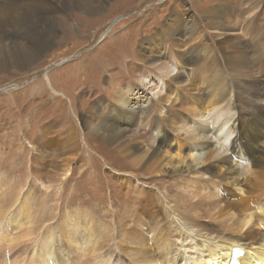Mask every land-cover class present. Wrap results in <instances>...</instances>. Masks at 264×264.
Listing matches in <instances>:
<instances>
[{
	"label": "bare ground",
	"instance_id": "obj_1",
	"mask_svg": "<svg viewBox=\"0 0 264 264\" xmlns=\"http://www.w3.org/2000/svg\"><path fill=\"white\" fill-rule=\"evenodd\" d=\"M32 1L31 6H36L30 11L33 22L48 21L51 10H58L51 1ZM248 1L246 16L241 18L242 29L258 34L263 41V25L255 27L253 22L255 14L262 12L261 0ZM46 3L51 10L42 5ZM16 5V0H0V31L7 23L10 28L16 26L12 23L16 18L9 21ZM210 15V27L233 29L219 24L215 13ZM173 22L177 35L178 21ZM195 27H189L188 39L199 38L201 53L194 46L191 50L189 47L192 53L188 54L182 50L185 44L174 43L173 47L151 41L150 52L155 55L145 57L148 74L141 76L137 85L123 87L113 94L117 112L112 118L116 125L106 120L99 122V126L95 123L93 130L102 129L103 140L129 157L131 173L123 177L121 184L133 191L125 199L133 196L135 200L127 206L125 215L136 217L135 228L141 225L149 230L151 242L144 244L141 233L131 235L130 241L126 233L117 238L109 231V224H101L99 215H90L82 208L68 214L55 228L47 227L36 239L31 236L35 223L30 208H16L8 213L0 211L4 225L7 219L13 221L8 228L0 226V249L4 253L7 245L12 252L21 243L20 258L12 257L10 264H68V258L77 255L72 264L79 260L82 264H212L213 259V264H227L234 246L241 249L236 257L238 264H264V48L260 52L251 50L255 57H250L234 42L225 48V55L218 57L215 46L206 43L199 31L196 35ZM15 32L0 36V46L11 42L8 37L15 42ZM174 48L178 50L173 52ZM200 58L207 62H200L196 71L193 65ZM4 64L5 60L0 58V68ZM255 70H262V77L256 80L250 75ZM236 79L245 84L252 97L242 96L246 90L236 89ZM138 87L148 90L153 97H135L133 91ZM130 134L142 140L132 143ZM69 174V162L65 161L61 179ZM165 174H170L167 180L163 179ZM130 176L137 182H148L149 177H154L153 185L164 187L165 196L154 200L149 188H136L129 182ZM217 188H221L220 193ZM24 204L28 202L25 200ZM19 214L25 216L26 226L14 230L12 237L8 233L16 229ZM108 233L109 240L117 245L116 250L109 245L104 249L101 237ZM126 243V250H122L121 244ZM76 249L80 254H75ZM184 254L189 256L187 260ZM118 258L122 261L116 262Z\"/></svg>",
	"mask_w": 264,
	"mask_h": 264
},
{
	"label": "rangeland",
	"instance_id": "obj_2",
	"mask_svg": "<svg viewBox=\"0 0 264 264\" xmlns=\"http://www.w3.org/2000/svg\"><path fill=\"white\" fill-rule=\"evenodd\" d=\"M16 1L18 5L9 19L16 18L12 21L16 24L15 30L7 23L0 31L1 37L16 31L17 37L15 42L6 38L11 42L0 46V58L6 63L0 68V211L8 213L16 208H30L35 223L31 236L37 239L47 227L55 228L68 214L73 215L75 209L82 208L90 215H99L101 224H109V231L117 238L126 233L130 241L131 235L141 233L147 245L151 242L149 230L141 225L135 228L136 217L125 215L127 206L135 200L133 196L125 199L133 191L121 184L123 177L131 173L127 165L130 159L103 140L102 129L93 131L95 123L99 126V122L112 120L116 125L112 118L117 112L113 94L123 87L137 85L138 79L148 74L144 60L146 56L155 55L150 52L151 41L163 46L185 44L182 50L188 54L192 53L189 47L191 50L194 46L201 53L199 38L188 39L189 27L195 25L196 35L198 31L203 34L202 39L215 46L218 57L225 55V48L234 42L243 47L248 56L255 57L251 50L260 52L264 40L242 29L244 20L241 18L246 16L244 11L249 1L48 0L58 10L54 12L50 4H42L53 13L48 15L51 20L45 15L48 18L45 22L30 19L31 9L36 7L31 6L32 0ZM260 7L262 12L255 14L253 22L255 27L263 25V38L264 0ZM210 12L218 15L216 20L224 28L233 29L210 27ZM175 20L180 28L177 35ZM177 50L174 48L173 52ZM200 59L193 65L196 71L200 62H207ZM83 69L85 71L78 75ZM254 72L250 75L255 80L262 77V70ZM235 82L236 89L246 90L243 97H252L242 81L236 79ZM133 93L135 97L151 96L148 90L139 87ZM149 109L154 111L152 105ZM130 136L132 143L142 140ZM65 161L69 162L70 174L61 179ZM169 176L165 174L163 179ZM149 178L148 182H137L130 176L129 182L136 188H149L153 199L160 200V196H165L164 187L157 188L153 185L155 178ZM217 189L220 193L221 188ZM25 200L28 204H24ZM25 221L24 215H17L16 229L8 234L12 236L14 230L25 227ZM12 222L7 219L4 225L0 219V226L8 228ZM110 236V233L107 237L102 234L104 249L110 246L116 250L117 245L109 240ZM126 245L128 243L121 244L122 250H126ZM20 247L18 243L16 250L9 252L5 245L4 253L0 249V261L10 264L11 259H19ZM76 251L75 254H80L78 249ZM182 252L181 248L179 253ZM188 254L182 255L185 260ZM77 256L68 258V264ZM123 259L128 261L125 256ZM119 261L122 260L118 258L116 262ZM77 262L82 264L81 260Z\"/></svg>",
	"mask_w": 264,
	"mask_h": 264
}]
</instances>
